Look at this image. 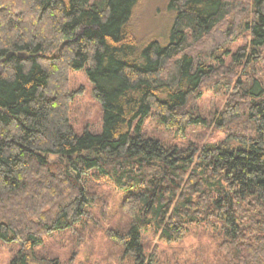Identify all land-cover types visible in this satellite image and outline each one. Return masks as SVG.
<instances>
[{"label": "trees", "instance_id": "obj_1", "mask_svg": "<svg viewBox=\"0 0 264 264\" xmlns=\"http://www.w3.org/2000/svg\"><path fill=\"white\" fill-rule=\"evenodd\" d=\"M139 1L0 0V240L18 245L10 264L44 262L46 237L87 226L104 182L123 197L126 222L107 233L131 264H168L152 238L191 234L208 240L216 264H264V82L249 69L264 65V0H169L167 41L145 44L132 26ZM82 68L103 119L80 134L66 85ZM211 84L230 95L210 118L199 100ZM213 123L220 140L189 135Z\"/></svg>", "mask_w": 264, "mask_h": 264}, {"label": "rangeland", "instance_id": "obj_2", "mask_svg": "<svg viewBox=\"0 0 264 264\" xmlns=\"http://www.w3.org/2000/svg\"><path fill=\"white\" fill-rule=\"evenodd\" d=\"M168 2L169 0L139 1L132 17V26L135 36L142 43L145 44L153 38H158L164 43L167 41L173 18ZM247 35L248 33H242L238 36L233 44V51L244 45ZM242 67L239 69V76ZM249 69L264 82V65L261 62H252ZM66 86L73 94L70 119L76 132L81 134L86 128L100 131L103 107L94 93L86 68L71 70ZM209 86L210 89L205 91L199 103L204 113L211 118L216 111L224 108L230 93L220 86H214L215 89L212 84ZM146 127L154 134L174 138L171 132L153 122H148ZM189 135L198 142L216 141L224 137V131L213 123L209 127H193ZM97 188L98 198L92 208L94 219L90 220L87 226L55 232L46 237L45 244L37 249L39 256L46 260L34 264H55L56 261L59 264H131L129 256L123 253L120 244L112 240L107 233L109 227H122L126 222L127 216L122 209V194L107 182L101 183ZM151 241L150 249L158 253L162 263L216 264L213 247L198 234L188 235L181 242L167 243L159 241L157 237ZM17 250L18 245L0 240V264H10Z\"/></svg>", "mask_w": 264, "mask_h": 264}, {"label": "water", "instance_id": "obj_3", "mask_svg": "<svg viewBox=\"0 0 264 264\" xmlns=\"http://www.w3.org/2000/svg\"><path fill=\"white\" fill-rule=\"evenodd\" d=\"M14 52L13 51H10L9 53H7V57L11 56ZM56 53V52H55ZM19 55L23 56L24 53L20 52ZM5 58L2 59V61L4 60Z\"/></svg>", "mask_w": 264, "mask_h": 264}]
</instances>
